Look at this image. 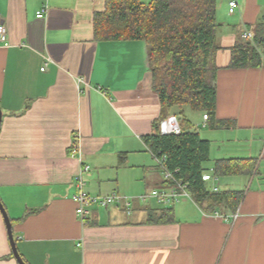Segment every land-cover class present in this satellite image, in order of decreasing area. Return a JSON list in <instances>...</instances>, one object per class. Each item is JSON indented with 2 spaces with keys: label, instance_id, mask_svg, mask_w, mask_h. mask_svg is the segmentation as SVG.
Here are the masks:
<instances>
[{
  "label": "crops",
  "instance_id": "obj_1",
  "mask_svg": "<svg viewBox=\"0 0 264 264\" xmlns=\"http://www.w3.org/2000/svg\"><path fill=\"white\" fill-rule=\"evenodd\" d=\"M230 1L217 3L216 123L202 137L206 174L216 175L209 189L241 200L207 212L182 198L169 206L175 219L157 223L150 211L162 206L135 198L169 185L143 140L161 110L146 42L95 38L106 0H0L9 39L0 46V198L28 264H264V0H238L234 13ZM242 40L260 63L229 67ZM74 142L81 155H71ZM229 158L251 159L249 170L215 174L214 162ZM83 163L90 194L118 191L134 197L130 209L90 206L83 222L73 200ZM0 264H19L1 209Z\"/></svg>",
  "mask_w": 264,
  "mask_h": 264
},
{
  "label": "trees",
  "instance_id": "obj_2",
  "mask_svg": "<svg viewBox=\"0 0 264 264\" xmlns=\"http://www.w3.org/2000/svg\"><path fill=\"white\" fill-rule=\"evenodd\" d=\"M218 0H106L104 8L93 17L97 40L141 39L147 44L152 73V86L161 110L154 121V132L143 140L150 152L166 156L165 165L175 177L187 184L193 198L207 212H214L224 199L235 207L241 191L215 192L209 189L205 163L210 160V141L191 129L192 122L185 107L207 114V121L216 123L219 70ZM260 63L257 49L250 42L237 41L231 48L229 67L253 66ZM175 117L179 134H162L160 122ZM220 126H229L225 121ZM251 159L229 158L214 162L219 176L241 174L249 170ZM236 210V208H230ZM175 219L167 206L150 211V220L157 223Z\"/></svg>",
  "mask_w": 264,
  "mask_h": 264
},
{
  "label": "built area",
  "instance_id": "obj_3",
  "mask_svg": "<svg viewBox=\"0 0 264 264\" xmlns=\"http://www.w3.org/2000/svg\"><path fill=\"white\" fill-rule=\"evenodd\" d=\"M238 8H239L238 0H231L229 2V11L231 13L236 12ZM45 11L46 8H42L37 12V16L39 18L43 17ZM243 36L244 38L247 39L253 38V34L248 30L244 32ZM1 45L8 46L9 39H8L7 28L0 14V46ZM44 69L45 66L42 67V70ZM82 81H84V79L79 78V82ZM207 119H208L207 114H204V125H206ZM160 132L166 135L179 134L181 132V128L178 124V119H176L175 117H169L163 119L160 122ZM78 148H79L78 144L74 142L71 148L72 156H76V154L81 155V152L78 150ZM151 154L154 157L157 166L160 168L164 179L166 180V182H168L169 185L165 188H156L148 192H144L135 198L137 200L143 201L144 203H146V201H148L149 199L153 198L161 206H171L176 202L180 201L182 198H192V195L187 188V184H185L182 180L176 178L174 172L166 167L165 165L166 156L163 155L162 157H159L153 152H151ZM80 155L79 157H81ZM89 171H90V165L83 163L80 172L75 176V185L77 186V191L73 195V200L77 204L76 212L79 216H81L83 222H86L87 218L91 215L90 206L107 207L114 203L123 202L125 203L126 207L130 209L134 197L124 196L118 191H112L109 194H100V195L90 194L85 188L86 180L84 178V174ZM204 177L205 179H208L209 177L216 178V175L211 176L205 174Z\"/></svg>",
  "mask_w": 264,
  "mask_h": 264
},
{
  "label": "water",
  "instance_id": "obj_4",
  "mask_svg": "<svg viewBox=\"0 0 264 264\" xmlns=\"http://www.w3.org/2000/svg\"><path fill=\"white\" fill-rule=\"evenodd\" d=\"M2 118H3V110L0 106V127H1V123H2ZM0 209L2 211V214L4 216V219H5V223H6V227H7V231H8V235H9V240H10V244H11V248H12V251H13V254L15 256V258L17 259L18 263L19 264H28L23 256L21 255L18 247H17V243H16V238H15V235H14V230H13V223H12V220L0 198Z\"/></svg>",
  "mask_w": 264,
  "mask_h": 264
},
{
  "label": "rangeland",
  "instance_id": "obj_5",
  "mask_svg": "<svg viewBox=\"0 0 264 264\" xmlns=\"http://www.w3.org/2000/svg\"><path fill=\"white\" fill-rule=\"evenodd\" d=\"M144 1H149V0H144ZM185 114L186 116L191 120L193 124L198 125V128L196 129L200 132L201 136L204 135L203 132L208 130V126L206 127L204 125V122H202V113L200 111H194L192 110L189 106H186L185 108ZM209 161H207L205 164H208ZM163 177V175H162ZM150 191V190H149ZM192 195V194H191ZM193 197V196H192ZM140 203H144L143 201L139 200ZM146 203H151L153 206H158L159 204L156 202L155 199L151 198Z\"/></svg>",
  "mask_w": 264,
  "mask_h": 264
}]
</instances>
